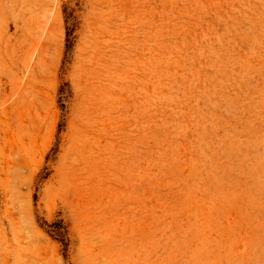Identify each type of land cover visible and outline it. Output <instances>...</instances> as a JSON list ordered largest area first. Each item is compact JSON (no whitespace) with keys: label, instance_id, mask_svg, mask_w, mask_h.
<instances>
[{"label":"rangeland","instance_id":"rangeland-1","mask_svg":"<svg viewBox=\"0 0 264 264\" xmlns=\"http://www.w3.org/2000/svg\"><path fill=\"white\" fill-rule=\"evenodd\" d=\"M0 264H264V0H0Z\"/></svg>","mask_w":264,"mask_h":264},{"label":"bare ground","instance_id":"bare-ground-1","mask_svg":"<svg viewBox=\"0 0 264 264\" xmlns=\"http://www.w3.org/2000/svg\"><path fill=\"white\" fill-rule=\"evenodd\" d=\"M58 24V23H57Z\"/></svg>","mask_w":264,"mask_h":264}]
</instances>
